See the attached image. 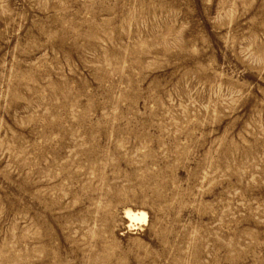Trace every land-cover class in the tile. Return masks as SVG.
Wrapping results in <instances>:
<instances>
[{"label":"rangeland","instance_id":"374dc122","mask_svg":"<svg viewBox=\"0 0 264 264\" xmlns=\"http://www.w3.org/2000/svg\"><path fill=\"white\" fill-rule=\"evenodd\" d=\"M0 264H264V0H0Z\"/></svg>","mask_w":264,"mask_h":264},{"label":"bare ground","instance_id":"6f19581e","mask_svg":"<svg viewBox=\"0 0 264 264\" xmlns=\"http://www.w3.org/2000/svg\"><path fill=\"white\" fill-rule=\"evenodd\" d=\"M132 213V212H131ZM134 216H137L138 217V219L137 220H135V221H133L132 219H130L129 218V216H128V212L126 213V218L127 219H129L130 220V222H139V221H144L145 220V215L144 216H140L139 214L140 213H132Z\"/></svg>","mask_w":264,"mask_h":264},{"label":"clouds","instance_id":"9594fccd","mask_svg":"<svg viewBox=\"0 0 264 264\" xmlns=\"http://www.w3.org/2000/svg\"><path fill=\"white\" fill-rule=\"evenodd\" d=\"M139 215H140V216H144V215H146V214H145V213H140ZM128 216H129V218L132 219L133 221H135V220L138 219V217H137V216H134V215L131 213V211L128 212ZM128 227H129V228H132L133 225H132V224H129Z\"/></svg>","mask_w":264,"mask_h":264}]
</instances>
